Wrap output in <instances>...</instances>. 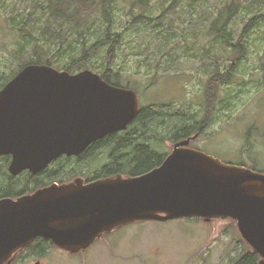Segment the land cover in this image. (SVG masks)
Masks as SVG:
<instances>
[{"label": "water", "instance_id": "1", "mask_svg": "<svg viewBox=\"0 0 264 264\" xmlns=\"http://www.w3.org/2000/svg\"><path fill=\"white\" fill-rule=\"evenodd\" d=\"M139 113L135 91L112 86L97 73L29 65L0 91V158L12 157L14 177L36 175L58 158L80 157L126 130ZM191 139L138 177L89 184L78 179L0 200V264H11L16 252L39 238L75 254L122 226L185 218L236 221L264 264V174L191 149Z\"/></svg>", "mask_w": 264, "mask_h": 264}, {"label": "rangeland", "instance_id": "2", "mask_svg": "<svg viewBox=\"0 0 264 264\" xmlns=\"http://www.w3.org/2000/svg\"><path fill=\"white\" fill-rule=\"evenodd\" d=\"M28 1L0 0L1 74L10 75L18 65L11 62L9 57L13 39L7 32L8 12L15 8L24 12V5ZM157 2L162 9L166 6L163 0H151L150 14ZM8 3L10 7L5 5ZM215 6L219 9L218 2L210 0L201 6L199 15L186 14V24L195 25L191 28L185 25L182 29H177V32L180 34L184 31L183 28H189L194 38L188 42L183 39L185 43L179 42L178 45L176 40L171 45L169 51L175 55L172 61L175 67H170L166 76L155 78L150 75L165 71L162 59L159 69L157 63L154 70L142 64L144 58L149 55L152 58L159 53L162 45V40L155 36L149 40L148 33L134 37L129 31L113 67L116 71H121L124 84H134L131 89L137 93L140 105H145L143 107L153 106L158 109L163 105L173 104L167 111L171 117L145 122L138 130L142 135L146 133L150 141L157 139L160 143L155 147L158 152L169 155L174 150L176 141L174 143L172 138L178 126L185 125L175 119L177 115L194 116L205 120L207 130L191 141L189 148L200 150L225 164L264 174V63L257 54L237 57L239 66L235 67L236 72L232 75L231 82L219 87L216 95L218 100L213 105L209 104L211 109H205L206 100H200L210 78L218 69L225 68L226 59L233 57L230 54L232 52H225L220 48L215 49L209 58L196 56L202 52L204 44L212 41L211 37H206L209 28L205 26L209 22L205 18ZM115 8V19L119 21V30L123 31L130 22L129 15L125 14L129 3L126 0H116ZM160 13L156 10L152 15L156 17ZM22 15L24 16L23 13ZM181 19H185L183 9L166 20L155 21L156 23L153 21L142 27L145 31H151L154 30V25L159 24L158 30H164L169 22L174 21L172 25L175 26ZM146 39L151 41L150 50L139 52L144 55H133L132 47L148 42ZM169 60L170 57L167 56L165 61ZM98 67H101L100 63ZM148 70L150 73L146 75ZM82 163L89 166L86 170L92 176L107 165L106 148L103 146L94 150ZM47 250L39 259L28 253L30 255L18 264H35L37 260H43V264H233L240 255L252 248L243 240L236 222L230 218L209 221L185 218L133 223L101 235L90 247L75 254L53 246Z\"/></svg>", "mask_w": 264, "mask_h": 264}, {"label": "trees", "instance_id": "3", "mask_svg": "<svg viewBox=\"0 0 264 264\" xmlns=\"http://www.w3.org/2000/svg\"><path fill=\"white\" fill-rule=\"evenodd\" d=\"M126 1L129 3V9L125 14L129 15L130 22L123 31L119 30L120 24L114 15L116 0H29L24 5V12L17 8L12 12L7 11L10 13L7 18L9 27L7 32L13 39L10 44L9 57L11 62L18 65L10 75L0 73V91L18 72L29 65H48L71 74L89 70L100 74L106 82L113 86H124L131 89L134 84H124L121 71H116L113 67L129 31L134 37H141L148 33L149 40L153 36L162 40L160 52L152 58L150 55L144 58L142 64L154 70L153 67L157 63L159 69L162 59L165 71L150 73L148 70L146 75L150 73L155 78L166 76L167 70L172 66L175 67L172 62L175 55L169 51L171 45L176 43V40H178L176 43L178 45L179 42L185 43L183 39L188 42L193 37L189 28H183L184 31L180 34L177 29H182L185 25L190 28L195 25L194 23L186 24V14L199 15L201 6L210 0H163L166 6L162 9L157 2L151 14L149 10L151 0ZM214 1L218 2L219 9L215 6L205 18V21L209 22V25L205 26L209 28L206 37H211L212 41L204 44L202 52L196 56L209 58L215 49L220 48L225 52H232L230 54L233 57L226 59L225 68L218 69L210 78L203 97H200L202 102L206 100L205 109H211L209 104L213 105L218 100L216 95L219 87L231 82L232 75L236 72L235 67L239 66L236 62L237 57L256 53L260 61L264 63V0ZM9 4L5 5L10 7ZM180 9H183L185 19H181L175 25L176 27L172 25L174 21L169 22L164 30H158L159 24L154 25V30L151 31H145L142 27L145 24L146 27L153 21L156 23L155 21L166 20ZM156 10L161 13L154 17L152 13ZM149 40L146 39L145 41L148 42L133 46L132 54L139 56L144 55L139 52L149 51L151 46ZM167 56L170 57L169 61H165ZM0 62H2L1 59ZM98 63L101 67H98ZM228 63L230 65H227ZM170 105L173 104L163 105L158 109L153 106L143 107L126 132L115 133L96 142L78 158L61 157L53 167L54 172H48L45 176L38 175L35 178H29L25 174L13 180L7 170L11 158L2 157L0 159V200L16 199L53 182H72L77 177H83L87 183H91L119 175L130 178L149 173L161 166L168 153L158 152L155 148L160 145L157 139L153 138L150 141L146 133L142 135L138 130L145 122L157 121L161 117H171L167 113ZM175 119L185 125L178 126L172 138L173 142L183 141L195 135L200 136L207 130L205 120L196 119L194 116L177 115ZM103 146L106 148L108 163L91 176L86 170L89 166L82 162L94 150ZM52 246L50 242L38 239L30 248L20 251L13 264L20 262L30 254L41 258ZM259 262V255L253 250H248L233 264H259Z\"/></svg>", "mask_w": 264, "mask_h": 264}, {"label": "flooded vegetation", "instance_id": "4", "mask_svg": "<svg viewBox=\"0 0 264 264\" xmlns=\"http://www.w3.org/2000/svg\"><path fill=\"white\" fill-rule=\"evenodd\" d=\"M177 144V143H176ZM175 144V145H176ZM55 163H56V161L55 162H53L51 165H49L48 167H46L44 170H42L41 172H39L38 174H36V175H32L29 171H24L21 175H24L25 176V174L26 175H28V177L29 178H35V177H37L38 175H40V176H45V174L46 173H48V172H54L53 171V167H54V165H55ZM9 173V172H8ZM10 175V174H9ZM21 175H19V176H17V177H14V176H11L10 175V177L13 179V180H16V179H18V177L20 178V176ZM78 179H80L84 184L86 183V179H83V177H77V178H75L72 182H74V181H76V180H78ZM56 183V185H63V184H67V183H70V182H63V183H58L57 181L56 182H53V183H51V184H55ZM50 184V185H51ZM49 185H47L46 187H48ZM46 187H44V188H46ZM41 189H43V188H40V189H38V190H41ZM38 190H36V191H38ZM35 191V192H36ZM26 195H29V194H26ZM23 196H25V195H23ZM23 196H21V197H23ZM21 197H18V198H21ZM11 199H13V198H11ZM17 199V198H16ZM36 259H38V258H36ZM43 261V260H42ZM41 260H37L36 262H35V264L37 263V262H41L42 264H43V262H42ZM20 263H21V261H20Z\"/></svg>", "mask_w": 264, "mask_h": 264}]
</instances>
